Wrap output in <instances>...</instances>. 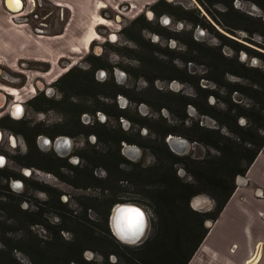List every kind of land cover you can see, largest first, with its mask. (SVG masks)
<instances>
[{
  "label": "rangeland",
  "instance_id": "rangeland-1",
  "mask_svg": "<svg viewBox=\"0 0 264 264\" xmlns=\"http://www.w3.org/2000/svg\"><path fill=\"white\" fill-rule=\"evenodd\" d=\"M223 1L228 2L230 0ZM169 4L175 5L179 8L175 9L174 15H170L172 17L171 23L165 27H162L161 30L165 33L167 31L178 30L179 38L173 39L175 40V44H169V39H166L157 32L149 31L147 29L143 30L141 34L143 39H149L150 41L156 42L155 45L160 48L157 52L159 57L166 59L168 55H174V57L176 56L173 60V63L175 64L177 71L172 73L177 74L178 76V79H176L179 84L178 89H173L170 86L171 83L163 79L153 80V83L150 84L144 75H140L139 77L135 76L136 74H142L140 71L141 62L135 58L136 54L141 56V58L145 61H148L152 56L151 48L149 45H146L143 48L140 47L135 49L134 43L129 39L125 40V38H119L117 42H108L106 40L107 33L116 32L115 29L120 28L123 23L112 22V20L111 22L113 25L107 26V30H103L104 32H98L101 37L98 40L92 42L89 51L87 53L78 54L79 59H76L78 64L74 66L76 70L90 71L89 69L82 68L86 66V56L91 55L93 60H98V65L94 66L93 69V77L95 82L98 81L96 80V73L99 68L105 69L107 76H113L115 69L125 70L127 73L126 81L125 83H121L122 85L119 86L121 90L125 91L124 95L117 96L114 100L110 98H97L98 100L105 103V111H98L96 109L97 100L95 102L93 94H96L102 90L94 86H91L89 89L87 85L89 84L90 80H85L86 85L82 84L81 86L78 84L77 87H74V90L76 91L72 92V99L76 101L77 110H93L95 122L98 120L102 121L100 115H104L107 118V124L105 127L96 125L94 128V134L91 136L92 139L91 137H87L84 134L86 131L85 128L77 129L75 136V151L83 157V161H81L77 167H74L76 168V171H70V168L64 167L66 164L65 162L57 161L51 155L43 157L38 156V154H36L37 151L35 150L31 158L25 157L24 159L20 158V160L33 162L36 165L46 166L52 169L53 172H56L59 176L56 175V177L53 173H48L47 171L40 170L38 167L34 166L29 179L24 180L23 188L15 190L14 187H10V183L11 180L21 179V174L19 172L20 166L12 164V153L4 152L8 158V161L6 165L0 169V175L4 177L0 178V184H7L8 190H0V199L3 201H0V222H2V218H5L4 208H6V210L9 208L10 210L13 207L19 206V208L22 210L30 209L35 211L36 206L47 201L49 194H52L54 197L57 195L58 200L56 201V198L51 199L52 206L50 208H53L54 210L52 209L44 212L42 221L44 224L49 226L54 224L57 225L60 222L64 223V226L71 232L63 231L60 233L61 237H74L75 232L73 229L76 224L75 221L78 220H82L84 223H91L94 225L96 228L95 230L98 233L103 232L106 228L111 231L109 223L112 208L116 204L123 203L141 206L146 211L149 218V223L143 240L145 241L148 237L152 236L154 232V222L156 220L157 208L155 203L149 199L147 195L148 193L152 194V192L159 189L157 187L159 186L160 182L161 185L163 182H165V179H163L165 177H157L152 173L147 174V176L141 175L140 170L142 168L159 165L157 163L156 157L151 153V151L144 147L130 144L137 146L140 150L138 156L132 159L122 154L121 143L120 146L117 147L114 144V140L116 141V139L119 137L125 136L132 139H140L143 142L155 141V133L164 132L168 129L178 133L172 134L173 136L184 138V136L179 135V133L190 127L192 122H197L199 126H204L208 129L218 128L217 122L214 119L208 116H200L195 111L191 113L190 109L193 108L191 105L184 106V101L186 98L194 97V85L196 84L200 88H208L209 90L214 91L219 97L217 101L215 97L209 95V104L212 105L217 103L219 108H223L225 104L229 102L227 94L224 92L225 90L217 87L209 79L201 77L206 70L205 63H201L206 62L205 59L198 58L197 62H184L183 60L185 57L194 56V52L189 53L186 51V47H184V41L187 42L190 40V38L195 39L193 29L200 25L197 23L194 24V21L191 19L195 18L198 14H204L205 18L211 25L204 27L205 34L202 38L198 39L200 42L206 44L207 46H221V50L224 54L233 56L236 53L233 48L234 38L235 40L242 41L248 44L250 47L264 53L263 37L256 32L250 36L248 32L241 27L247 26L251 28V25L249 24L251 21L253 22L252 27H256V25H258L257 22L252 19L251 21L245 20V16H250L253 18L260 17L264 20L263 10L252 0H231L233 11L228 10L227 6L223 3H215L211 5L204 0H173L169 2ZM183 9L187 11V19L177 18L176 15L181 14ZM48 10L55 12V9L51 6L45 5V7L40 9L42 13ZM147 21L153 26L155 24L160 25L158 18H154L150 22L149 20ZM32 22L35 23V21ZM179 22L182 24H179ZM61 25L62 23L57 27H61ZM218 33L226 36L232 41L224 42ZM153 34L158 35V37L153 39ZM248 38L253 41L248 42L245 40ZM166 44L169 48H164ZM101 50L103 53L100 55ZM241 51L243 50L237 52L238 55H240ZM253 58L258 59L257 66L264 70V58L258 57L255 54H248L245 62L250 64ZM72 60L74 63L75 59ZM103 65H106L108 68L103 67ZM163 73L164 75H167L171 72L165 71ZM75 74L78 76L77 71ZM213 75L217 77V74ZM223 80H227L230 83H246L245 79L230 73L226 74ZM7 81L8 80H0L1 83L8 85L9 81ZM21 85L22 84H15L13 87L22 89L20 88ZM111 91L112 87L109 86L106 88V92L111 93ZM168 91L172 93V100L167 103L164 99L162 100L161 94L159 93H168ZM30 94L31 93L27 89H24L22 91V98H20L18 101H24ZM119 98L127 100V106L123 111L127 114L128 118H115V114L118 112V110L124 108V106L119 103ZM238 98L240 100L239 102L247 103V100L244 99L243 96L236 95V93L231 95V102L233 103V101H237ZM142 99H145L143 103L135 102ZM10 102L11 100H5L6 104ZM165 103L170 107L162 108L158 112L155 111V107L165 105ZM140 104L146 106L145 112L140 111ZM30 116L33 117V115ZM52 117L56 120H64L65 118L63 114L58 112ZM140 119H146L145 122L147 125L145 127H139L137 124H135L137 121H140ZM29 121L33 122L35 120L29 119ZM39 123L40 122H36V124ZM99 139L101 140L99 141ZM89 140L94 144H89ZM188 142L189 148L186 153L184 155L178 156H188L192 160H199L204 158L207 154H215L214 150L207 148L199 142ZM120 157H122V164L116 166L114 159L115 161H119ZM107 168L111 170L109 179H107L109 175ZM173 169H175L176 176L183 183H193L192 177L186 171V168L183 164L173 165ZM161 171H163V173H168V164H165ZM90 172L93 179L90 178L91 176L89 177ZM6 175H12V178L6 177ZM140 175L143 177L142 179L139 178ZM94 177L98 181H94ZM125 177L128 178L127 181L119 180L121 178L125 179ZM141 182L143 184H141ZM103 189H108V191ZM4 192L5 194H3ZM21 195L24 196L20 197ZM113 195H115V197H113ZM198 195H205L211 200L213 206L211 207L212 210L209 213H212L216 206L214 200L206 194ZM112 199L123 201V203L112 204L107 214L108 205ZM9 200L11 201L10 205L7 204ZM190 200L191 199H189V208L193 210L190 206ZM57 210L59 211V214L57 213ZM195 212L199 214H207L206 210H196ZM5 213L7 214V212ZM209 221L210 219H205L203 221V224L200 227L201 230H205L207 226H209ZM5 227H8L5 230L7 231L5 234L3 233V228V230H0V247L2 246L1 241H6L7 243L14 245L15 241L21 237L45 238L48 235L47 230L41 225H33L29 228L32 236H25L23 229L11 221L5 222ZM201 230L198 232L200 233ZM14 255L19 261L24 263L28 262V258L25 254L14 251ZM93 257L97 260H101L99 255H95L93 253L91 258H88L85 255L86 259H92ZM110 260L115 261L116 257L111 255Z\"/></svg>",
  "mask_w": 264,
  "mask_h": 264
},
{
  "label": "trees",
  "instance_id": "trees-1",
  "mask_svg": "<svg viewBox=\"0 0 264 264\" xmlns=\"http://www.w3.org/2000/svg\"><path fill=\"white\" fill-rule=\"evenodd\" d=\"M209 4L223 3L228 10L233 11L231 0L224 2L223 0H204ZM264 12V0H252ZM213 18V16H212ZM254 20L258 25L252 27ZM194 24H202L211 26L206 18L198 14L191 19ZM245 20H250L251 28L241 26L251 36L253 33H259L264 39V20L260 17L245 16ZM142 26L143 20L141 22ZM224 42H231L229 38L218 33ZM248 42L253 40L245 39ZM142 48L148 42L140 39L137 42ZM190 53L194 52L189 60L202 58L206 60L207 71L204 76L208 77L217 87L225 90L229 102L223 108H219L217 103L209 104L208 96L212 95L218 101V96L212 90L200 88L197 84L195 87L194 97L186 98L184 106L191 105L195 112L200 116H208L217 122V129H208L199 126L197 122L179 135L192 142H199L209 149L215 151V154H207L199 160H192L188 156H178L174 154L165 142L167 135L178 134L170 129L164 132L155 133V141L143 142L140 139H132L130 137H119L114 140V144L119 147L120 143L135 144L151 151L156 157L159 165L153 167H145L140 170L142 176L154 174L157 177H165V182H161L156 191L147 195L156 205V220L154 222V232L139 245H126L120 242L108 228L98 233L91 223H84L82 220L75 221L73 231L75 236L64 238L60 236L63 231L70 230L64 226V223L49 226L43 223V213L52 210L51 199L58 200V196L54 197L49 194L47 201L36 206V210L20 209L19 206L9 210L4 208L5 218L0 222V230L5 234L7 231L5 222L11 221L23 229L25 236H29L30 227L33 225H41L44 227L48 235L45 238L37 237H21L15 241L14 245L1 241L0 247V264H187L198 246L202 242L207 230H201V225L205 219L216 220L221 210L231 197L235 189V179L242 176L249 166L253 163L260 150L264 147V70L261 67L250 66L246 62L239 59L238 51L244 50L247 55L255 54L264 58V53L256 50L249 45L238 42L233 39V48L235 54L228 57L221 52L220 46H207L192 38L187 42ZM138 53V51H137ZM139 57L141 62L140 71L144 77L153 83L152 73L155 67L160 65L161 60L154 63L149 59L145 61ZM89 62L93 61L91 56L87 57ZM94 65L90 71L76 70V68L60 77L59 80H92L88 86L101 89L98 93H94L96 109L105 111V103L98 100L103 98L115 99V95L106 92V88L116 87L113 81L95 82L93 77ZM76 71L78 76H76ZM81 73V74H80ZM226 73H233L238 77L245 79L246 83L239 82L230 83L223 80ZM213 74H217L215 77ZM82 75V76H81ZM78 84L81 83L78 81ZM117 88V87H116ZM104 90V91H103ZM243 96L247 103L237 101L231 102V95ZM161 94L162 100L169 102L172 100V94ZM174 96V95H173ZM98 98V99H97ZM171 98V99H170ZM145 99L135 101L143 103ZM170 106L160 105L155 107V111ZM120 116L127 117L124 111L118 110L115 115L116 119ZM145 118V117H143ZM244 122L241 123L240 120ZM146 119L137 121L139 127H145ZM134 122V121H133ZM223 130V131H222ZM15 132L21 134L20 130ZM101 139H99L100 141ZM118 154V153H117ZM122 157L119 161L114 162L116 166L122 164ZM24 162L20 160V163ZM165 164H168V173L161 171ZM183 164L186 171L193 179V183H183L175 174L173 165ZM110 178L111 170L107 168ZM167 174V175H162ZM139 178H143L142 176ZM91 176V177H90ZM89 177L93 179L90 172ZM127 181L125 177L119 179ZM94 181H98L94 177ZM141 184H143L141 182ZM78 187V186H77ZM0 190H8L7 184H0ZM108 191V189H103ZM5 194V192L3 193ZM198 194H206L210 196L216 206L212 213L199 214L189 208V199ZM8 195V194H7ZM21 195L20 197H23ZM7 197V196H5ZM115 197V195H113ZM14 200V199H13ZM1 202L2 199H0ZM5 201V200H4ZM9 200L7 204L10 205ZM123 203L112 199L108 205L107 214L112 204ZM10 207V206H9ZM54 210V209H53ZM1 211V209H0ZM12 211V212H11ZM58 211V210H57ZM11 212V213H10ZM59 214V211L57 212ZM1 218V217H0ZM3 228V229H2ZM201 230L199 233L198 231ZM95 231V232H94ZM71 232V231H70ZM198 234V235H197ZM14 251L25 254L28 262L19 261ZM91 251L95 255H99L101 260L94 257L92 259L85 258V252ZM116 257L115 261L110 260V256Z\"/></svg>",
  "mask_w": 264,
  "mask_h": 264
},
{
  "label": "flooded vegetation",
  "instance_id": "flooded-vegetation-1",
  "mask_svg": "<svg viewBox=\"0 0 264 264\" xmlns=\"http://www.w3.org/2000/svg\"><path fill=\"white\" fill-rule=\"evenodd\" d=\"M22 1H23L22 9L19 11H14V12H17V14L23 11V13L18 14L20 15L19 19L29 21L30 23L32 21H35V26L40 27L43 32H50L55 28L59 29L61 27H57V26H59L61 23L63 25L66 15H61L60 12H58V10L55 9V12L48 10L42 13L40 9L42 7H45V5L47 6V4H44V2L41 3L38 0H35L36 2L35 7L29 11L28 1H24V0ZM171 1L173 0H156L154 3L146 6L141 13L135 16H131V17L125 14V11L127 10V5L125 4H122L120 6L121 12H118V13H112V12H109L108 10H104L103 15L105 17L102 16L103 19L97 23L95 37L91 40L90 43H92L95 40H98L101 37V35L98 32H104L103 30H105L107 26L113 25L112 22H119V23L123 22L120 28L115 29L116 32L107 33L106 40L108 42L110 43L117 42L119 38H122V39L125 38V40L129 39L131 42H133L135 45V49L136 48L138 49L141 46L137 42L139 38L143 39L141 32L147 29L149 31L157 32L158 34H161L166 39H169V44H175V40L173 39L179 38L178 30L177 31H167L166 33L161 30L162 27H165L171 23L172 17L170 15H174L175 9L179 8L175 5L169 4V2ZM186 13L187 11L183 9V12L181 14L176 15V17L179 19H187ZM201 15L204 16V14H201ZM154 18L156 19L158 18V22L160 25L155 24L153 26L151 25V23H148L147 20H149L150 22ZM142 20H143L144 26H142L141 24ZM179 24H182V23L179 22ZM198 25L200 26H197L193 29V34L195 37L194 40L200 42L198 39L203 37V35L205 34L204 27H207V26H204L200 23ZM152 37L153 39H155L158 37V35L153 34ZM144 40L145 42L146 41L148 42V44L146 45H149L151 48V52H152V56L150 58L151 61L154 63V61L158 62V60H161L160 62H158L160 63V65H158V67H155V69L156 68L157 69L153 70V73H152V77H154L153 80L163 79L171 83L170 86L173 89H178L179 84L176 80L178 79V76L177 74L172 73L174 71H177V68L175 64L173 63V60L176 56L174 57V55H168L166 59L159 57L157 52L159 51L160 48H158V46L155 45L156 42L150 41L149 39H144ZM184 42H185L184 47H186L185 48L186 51L189 52L188 45H187L188 41L187 42L184 41ZM238 42L244 43L242 41H238ZM146 45H144L143 47H145ZM167 47L168 45L166 44L164 48H167ZM241 52H245V51L243 50ZM102 53L103 52L101 50L100 55ZM245 54L247 56L246 52ZM89 56L91 55H87L85 58L87 63L85 67H82L84 69H91L93 65L94 66L98 65V60H93L92 62H89L87 60V57ZM228 57H233V56H228ZM135 58L137 60L139 59L138 54H136ZM189 58L190 56L183 58L184 62L196 61V60H189ZM239 59L245 62V59L244 60L241 59V53L239 55ZM201 63H205V62H201ZM76 64H78L77 61L73 63L68 58H62L59 61V66L61 68H64V72L59 77L51 81H44L40 78L33 79L30 84L31 88L33 89L32 93L28 96L27 99H25L24 101H20V102L16 101L14 98V96L17 95L18 93V89L14 88L17 90L16 94L13 96L12 94L9 93L7 96V101L11 100V102L5 104L3 108H0V112L3 113V115L0 117V131L2 134V137L0 138V157H1L0 158V169L3 168L8 161V158L5 153H12L13 154L12 164L20 166L19 172L21 174L20 175L21 179L11 180V183H10L11 188H13L12 183L19 181L21 182L20 189H22L24 185L23 184L24 180L29 179L34 166L38 167L40 170L47 171L48 173H53L55 176L56 175L59 176L56 172H53L52 169L46 166L36 165L33 162H29V161H24L20 163V158L22 159H24L25 157L31 158L35 150L37 151L36 154H38V156L43 157V156L51 155L55 160L65 162L66 164L64 165V167L70 168V171H76V168L74 167H77L80 164V162L83 161V157L75 151V145H76L75 136H76L77 129L85 128L86 131L84 134L87 137H91L94 134V128L96 127V125L105 127V125L107 124V118L104 115H100L101 116L100 118L102 119V121L98 120L97 122H95L93 110L92 111L77 110L76 101L72 99V92L76 91L74 90V87H77L78 81L81 83V86L82 84L86 85L85 80H59L62 75L74 70L75 69L74 65ZM248 65L257 66V62L254 64L251 60L250 64ZM205 66H206V70L202 74L201 77L209 79L208 77L204 76V74L207 71L206 63H205ZM103 67L108 68L106 65L105 66L103 65ZM165 71H169L171 73L164 75L163 72ZM3 73H1V75ZM96 74H97L96 80H98V82L102 83V82L113 81V83L115 84L117 88L112 87L111 94L115 95V97L124 95L125 91L121 90L119 86L122 85L121 83H125L126 81L127 73L125 70L115 69L113 76L111 75L107 76L106 70L103 68H99ZM226 74H229V73H226ZM230 74H233V73H230ZM135 76L139 77L140 75L136 74ZM9 81H12L16 85L22 84L20 86V88L22 89L27 88L26 87L27 80H22V77H21V80H9ZM91 81L92 80H90V82ZM31 88H29V91ZM205 89H208V88H205ZM169 93L170 91H168V94ZM164 94H167V93H164ZM15 102H18V103H15ZM11 103H15V104H13L12 107H10ZM119 103L124 106V108L120 109L121 111H123L127 106V100L126 102L123 103L122 98H119ZM19 107L20 108L23 107V111L22 110L20 111ZM57 112L65 116L64 120H61V119L56 120L52 117ZM17 114L19 115L18 118L15 117V115ZM30 115H33V117H31ZM120 118H123V116H120ZM29 119L31 120L34 119L35 121L30 122ZM84 121H86L87 123ZM36 122H40V123L36 124ZM15 130H20L21 134L15 132ZM61 140L62 141L64 140V142L62 143V145H58ZM122 143H121V146H122ZM89 144L93 145L94 143L89 140ZM60 146H62V148ZM57 147H60L59 148L60 150L57 149ZM11 176L6 175V177L12 178ZM0 178H4V177L0 175ZM254 195H255V198L257 199H263L264 191H262L261 189H256L254 192ZM211 210L212 209L208 210L206 213H209ZM259 216L264 221V214L259 213ZM210 221H214V220L210 219ZM262 247L263 245H261V250H262ZM256 254L257 252L254 253V255L251 256L246 261L245 264H256L260 258V256L256 258Z\"/></svg>",
  "mask_w": 264,
  "mask_h": 264
},
{
  "label": "crops",
  "instance_id": "crops-1",
  "mask_svg": "<svg viewBox=\"0 0 264 264\" xmlns=\"http://www.w3.org/2000/svg\"><path fill=\"white\" fill-rule=\"evenodd\" d=\"M38 1L66 15L61 28L43 32L35 23L19 19L18 14L23 11L14 12L10 0H0V69L4 72L0 80L22 77L27 80L28 91L33 79L51 81L59 77L64 72L59 66L62 58L76 62L79 53L89 51L96 25L105 17L104 10L118 13L125 4V14L131 17L156 0ZM13 2L16 4L17 0ZM12 84L15 85L12 81L8 85L0 82V107L14 88ZM23 90L18 89L16 101L22 98ZM256 189L264 191V147L239 180L235 179L231 197L217 219L207 222V233L187 264H245L256 252V258L260 256L256 264H264V221L259 216L264 214V198H255Z\"/></svg>",
  "mask_w": 264,
  "mask_h": 264
},
{
  "label": "water",
  "instance_id": "water-1",
  "mask_svg": "<svg viewBox=\"0 0 264 264\" xmlns=\"http://www.w3.org/2000/svg\"><path fill=\"white\" fill-rule=\"evenodd\" d=\"M21 1V5L17 9H12L14 11H19L23 7V1ZM247 56L245 52H241V59H245ZM252 62L255 64L257 62V58H253ZM1 74V69H0ZM6 97V95H5ZM122 102H126L125 99H122ZM6 103H4L0 108H3ZM140 110L145 112L146 106L141 104ZM192 108V107H190ZM20 111L22 110L19 107ZM191 113H193L195 110L192 108L190 109ZM241 123L244 122L243 119L240 120ZM1 132V131H0ZM64 140L60 141L59 144L62 145ZM165 142L167 143L169 149L175 153L176 155H184L186 151L189 148V142L187 139L179 137V136H173L168 135L165 138ZM121 152L123 155H128L130 157L136 158L140 152L139 148L135 145H129L126 143H122L121 146ZM127 156V157H128ZM3 160V158H2ZM239 180V176L236 178V182ZM13 187L17 190L21 187V182L16 181L12 183ZM205 195H197L194 196L190 200V206L194 210H210L212 207V203H208ZM206 201H204V200ZM209 199V198H208ZM203 200V202L201 201ZM204 203V206L202 204ZM148 223L149 218L147 216L146 211L138 205L130 204V203H123V204H116L112 208V212L110 215V229L112 234L123 244L126 245H136L143 243V238L147 232L148 229ZM143 240V241H142ZM85 255L88 258L92 257L91 252H86Z\"/></svg>",
  "mask_w": 264,
  "mask_h": 264
},
{
  "label": "bare ground",
  "instance_id": "bare-ground-1",
  "mask_svg": "<svg viewBox=\"0 0 264 264\" xmlns=\"http://www.w3.org/2000/svg\"><path fill=\"white\" fill-rule=\"evenodd\" d=\"M10 3H11V5H10V7L12 8V9H17V8H19L20 7V5H21V1H19V0H17V2H16V4H14V2H13V0H10ZM9 3V4H10ZM16 92H17V90L16 89H12L11 90V92H10V94H12L13 96L16 94ZM4 102V101H3ZM19 102V101H18ZM18 102H15V103H18ZM15 103H11L10 104V107H12V105L13 104H15ZM10 107H9V109H10ZM22 108V111H23V107H21ZM18 114L17 115H15V117L16 118H18ZM2 137V134H1V132H0V138ZM58 145H60V144H58ZM61 148H62V146H60ZM60 147H57V149H59ZM60 150V149H59ZM126 156H128V155H126ZM129 158H132V159H134L133 157H130V156H128ZM1 158V157H0ZM204 200V199H203ZM203 200H201L202 202H203ZM207 200V202L208 203H210L211 202V200L210 199H206ZM206 200H204V201H206ZM202 206H204V203L202 204Z\"/></svg>",
  "mask_w": 264,
  "mask_h": 264
},
{
  "label": "built area",
  "instance_id": "built-area-1",
  "mask_svg": "<svg viewBox=\"0 0 264 264\" xmlns=\"http://www.w3.org/2000/svg\"><path fill=\"white\" fill-rule=\"evenodd\" d=\"M35 0H29V7H28V10L30 11V10H32V8H34L35 7Z\"/></svg>",
  "mask_w": 264,
  "mask_h": 264
}]
</instances>
